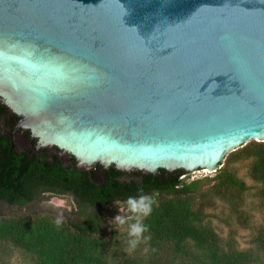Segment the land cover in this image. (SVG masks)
I'll return each instance as SVG.
<instances>
[{"label": "water", "instance_id": "water-1", "mask_svg": "<svg viewBox=\"0 0 264 264\" xmlns=\"http://www.w3.org/2000/svg\"><path fill=\"white\" fill-rule=\"evenodd\" d=\"M0 100L62 162L216 172L264 142V0H0Z\"/></svg>", "mask_w": 264, "mask_h": 264}, {"label": "trees", "instance_id": "trees-1", "mask_svg": "<svg viewBox=\"0 0 264 264\" xmlns=\"http://www.w3.org/2000/svg\"><path fill=\"white\" fill-rule=\"evenodd\" d=\"M5 112L0 100V201L23 208L41 194H69L76 204L101 212L130 196H147L153 201L151 213L143 218L151 247L141 258L122 250L129 235L122 236L123 245L116 241L120 246L110 247L100 230L103 220L82 210L83 216L76 214L81 216L78 221L68 216L60 226L50 213L0 216V242L30 257L32 264H264V230L254 237V248L223 246L214 230L203 224L202 209L195 203L197 194L206 197L210 191L224 198L246 192V183L229 168L231 162L245 160L252 180L260 185L257 194L264 206V142L252 141L230 153L213 178L187 182L182 169L149 173L115 167L106 168L102 176L99 165L82 169L75 161L62 162L48 150L42 154L19 151L9 131L20 117L12 113L5 119ZM205 181L213 184L202 190ZM234 203L232 208H238L240 199ZM111 232L118 237L117 230ZM166 245L172 255L163 263L161 252Z\"/></svg>", "mask_w": 264, "mask_h": 264}, {"label": "rangeland", "instance_id": "rangeland-1", "mask_svg": "<svg viewBox=\"0 0 264 264\" xmlns=\"http://www.w3.org/2000/svg\"><path fill=\"white\" fill-rule=\"evenodd\" d=\"M48 151L53 152L52 149H48ZM248 164L249 162L245 160L233 161L229 164L230 170L236 172L237 177L242 179L248 186L249 189L246 192L226 198L212 191H210L206 197H201L200 194L196 195V208L202 209L203 224H206L214 230L219 236L220 243L223 246L232 243L239 249L254 248V237L257 235V232L264 230V206L257 194L260 185L252 180L248 171ZM214 176V172L200 169L186 172V181L213 178ZM212 184V181H205L201 184V188L202 190H207ZM235 199H240L238 208H232L237 204L234 203L236 201ZM81 210L85 215L94 214L103 220L100 230L102 233L106 234L105 237L110 242V247L113 246L115 248V246H120L116 244L117 242L122 245L124 244V240H121L123 239L122 236L124 234L128 235L126 234L129 231L128 224L133 221L129 220L124 225H118L113 220L118 214L121 216L134 215L128 211L127 201L115 202L109 205L103 212H101L100 209L76 204L73 197L69 194H41L39 198L23 208L10 206L5 201H0V216H9L19 213H50L56 217L62 215L63 218H68L69 216L71 219L78 221L80 219L79 217L83 216V214L80 213ZM112 229L117 230V238L112 234ZM129 239H131V237ZM127 243L123 245L122 250H128L129 246H127ZM150 247V243L142 240L131 255L136 258H141V256L144 257ZM171 255V248L166 245L161 252L163 263H168L169 261H167V259H169ZM0 262L2 264H32L30 257L24 255L21 251L19 252L13 249L11 246L6 247L2 242H0Z\"/></svg>", "mask_w": 264, "mask_h": 264}, {"label": "clouds", "instance_id": "clouds-1", "mask_svg": "<svg viewBox=\"0 0 264 264\" xmlns=\"http://www.w3.org/2000/svg\"><path fill=\"white\" fill-rule=\"evenodd\" d=\"M152 203L150 197L140 196L128 197L127 207L128 211L134 215L132 216H121L120 214L114 217V222L118 225H124L129 220L133 222L128 224V235L131 239L128 241V251H133L142 240H147L149 237L145 236L144 233L147 231V225L143 223V218L147 217L152 211ZM63 216H58L55 220L57 226L62 225Z\"/></svg>", "mask_w": 264, "mask_h": 264}, {"label": "flooded vegetation", "instance_id": "flooded-vegetation-1", "mask_svg": "<svg viewBox=\"0 0 264 264\" xmlns=\"http://www.w3.org/2000/svg\"><path fill=\"white\" fill-rule=\"evenodd\" d=\"M12 113H10L8 110L7 112L4 113V118L7 119L11 116ZM9 117H8V116ZM21 119H17L15 123H11V126L13 127L12 131H9V133H11V136L14 140L15 145L17 146L19 151H25L28 152L30 154H32V152L37 153V154H42L44 151H36L35 149V142H31L30 136H28V132L24 129H22L21 127H18V123ZM10 130V127H9ZM48 150V149H45ZM53 152H50V154H58L59 150L58 149H53ZM75 161V159L71 158L69 160V162H66V164H71ZM76 163V161H75ZM97 165H94L92 168H94ZM101 168V167H100ZM82 169H89V168H82ZM104 170L105 169H100L99 173L103 176L104 175ZM97 171V170H96ZM98 172V171H97ZM103 178V177H102ZM118 202V201H116Z\"/></svg>", "mask_w": 264, "mask_h": 264}]
</instances>
